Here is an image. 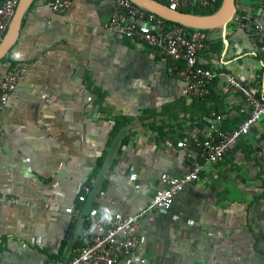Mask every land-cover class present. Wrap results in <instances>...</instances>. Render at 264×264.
I'll list each match as a JSON object with an SVG mask.
<instances>
[{"label":"crops","instance_id":"0c3cea01","mask_svg":"<svg viewBox=\"0 0 264 264\" xmlns=\"http://www.w3.org/2000/svg\"><path fill=\"white\" fill-rule=\"evenodd\" d=\"M236 7L244 18L264 20V0H236ZM112 12L109 0H72L62 14L33 0L0 60V74L25 69L0 112V192L17 199L1 205L0 264H67L83 238L97 233L88 214L71 241L114 128L125 135L90 209L106 224L144 208L162 174H184L188 155L199 156L212 134V112L223 117V132L242 123L248 107L226 74L264 98V53L239 20L206 33L198 64L218 76L205 99L188 100L167 57L108 29ZM263 143L264 122L218 164L205 165L169 210L146 215L130 261L264 264V166L254 157ZM73 206L78 213L69 212Z\"/></svg>","mask_w":264,"mask_h":264},{"label":"built area","instance_id":"2783aa9c","mask_svg":"<svg viewBox=\"0 0 264 264\" xmlns=\"http://www.w3.org/2000/svg\"><path fill=\"white\" fill-rule=\"evenodd\" d=\"M166 3L170 10L179 8L207 7L215 0H160ZM49 3L54 12L64 13L71 5L72 0H41ZM113 9L108 29L121 37L137 40L149 48L161 52L171 63L168 72L182 78L184 82L183 95L188 100H202L209 94L210 83L218 76L216 72L198 64V54L204 48L206 33L203 30L192 29L173 23L168 25L167 20L135 5L131 0H109ZM18 0H5L0 5V43L6 34L8 25L14 16ZM149 23L161 28L160 32H153L144 28L140 23ZM240 28L253 32L259 52L264 53V20L244 18L238 21ZM183 64V66H180ZM25 72L23 67H15L10 72L0 74V112L5 107L11 92L16 88L20 76ZM228 85L243 99L247 115L242 123L229 132H223L220 125L221 115L212 112L206 119L212 134L200 142V152L197 155H188L187 170L181 176L164 173L160 176V185L149 203L137 213L123 215L116 213L110 223H104L96 218V212L90 211V218L97 225V233L83 238V245L67 264H116L127 260L133 264L130 257L140 247L139 222L154 211H167L171 208L174 197L186 185L192 184L200 178L205 165H216L229 152L235 149L238 141L247 136L259 119L264 120V98L258 97L246 84L232 74L225 75ZM179 148L185 147L179 142ZM254 157L264 166V143L257 146ZM201 159V160H200ZM85 192L88 188H83ZM85 197L80 195L78 201L84 202ZM4 201L16 203V198H6L0 192V213ZM70 213L76 214L73 206Z\"/></svg>","mask_w":264,"mask_h":264},{"label":"water","instance_id":"95a60500","mask_svg":"<svg viewBox=\"0 0 264 264\" xmlns=\"http://www.w3.org/2000/svg\"><path fill=\"white\" fill-rule=\"evenodd\" d=\"M131 1L135 5L145 8L148 11L162 17L163 19L169 22L176 23L187 28L199 30H213L216 28H225L233 20L237 11L236 0H222L221 5L217 9V11L211 15H196L193 13L181 12L179 10L173 11L170 10L166 5L159 3L155 0ZM32 2L33 0L18 1L14 16L12 17L11 22L7 28V32L3 38V41L0 43V60L6 56L7 52L14 44L18 35L21 18ZM124 135L125 130L123 129L119 130L118 133L115 135L108 150V153L104 159V162L101 166V169L94 181L90 194L84 205V209L76 222V226L71 236V241L77 237L80 227L82 226L87 215L89 214V211L92 207V203L103 183L105 171L112 164V161L116 155V152Z\"/></svg>","mask_w":264,"mask_h":264},{"label":"trees","instance_id":"16d2710c","mask_svg":"<svg viewBox=\"0 0 264 264\" xmlns=\"http://www.w3.org/2000/svg\"><path fill=\"white\" fill-rule=\"evenodd\" d=\"M221 2H222V0H215V1H213L211 3L210 6H207V7H199V6H197V7L186 8V9H180L179 8L178 10L181 11V12L193 13V14H196V15H211L214 12L217 11V9L219 8V6L221 5ZM243 19H244V13L241 12L240 10H237L236 13H235V17L233 18V20L231 21V23H233V22H235L237 20H243ZM166 23L168 25L173 24L172 22H169V21H167ZM190 30H192V29H190ZM203 31L205 33H207L209 30H203ZM206 43H207V41L205 40L204 47H205ZM180 66H183V64H180ZM258 97H259V95H258ZM118 129L119 128H114V130L112 132L113 133V136L119 131Z\"/></svg>","mask_w":264,"mask_h":264},{"label":"rangeland","instance_id":"374dc122","mask_svg":"<svg viewBox=\"0 0 264 264\" xmlns=\"http://www.w3.org/2000/svg\"><path fill=\"white\" fill-rule=\"evenodd\" d=\"M263 122H264L263 119H259L258 122L255 125H257V126L262 125Z\"/></svg>","mask_w":264,"mask_h":264}]
</instances>
